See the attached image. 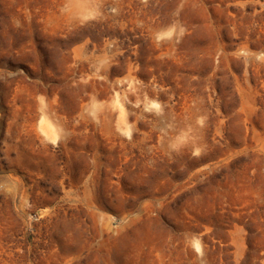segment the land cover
Wrapping results in <instances>:
<instances>
[{"label":"rangeland","instance_id":"1","mask_svg":"<svg viewBox=\"0 0 264 264\" xmlns=\"http://www.w3.org/2000/svg\"><path fill=\"white\" fill-rule=\"evenodd\" d=\"M0 33V264H264V0H0Z\"/></svg>","mask_w":264,"mask_h":264},{"label":"bare ground","instance_id":"2","mask_svg":"<svg viewBox=\"0 0 264 264\" xmlns=\"http://www.w3.org/2000/svg\"><path fill=\"white\" fill-rule=\"evenodd\" d=\"M10 3V2H9ZM5 8V7H4ZM6 10V9H5ZM11 12V11H10ZM4 20V19H3ZM10 20V19H9ZM7 23V22H6ZM7 25V24H6ZM2 26V25H1ZM8 29V28H7ZM1 34V33H0ZM14 38V37H13ZM13 41V40H12ZM2 42V41H1ZM13 43V42H12ZM1 44V43H0ZM2 45V44H1ZM14 45V44H12ZM11 47V46H10ZM5 53V52H4ZM30 68V67H29ZM29 128V127H28Z\"/></svg>","mask_w":264,"mask_h":264}]
</instances>
